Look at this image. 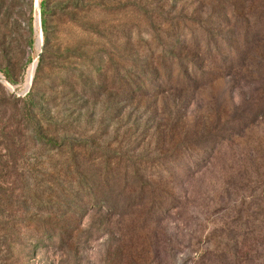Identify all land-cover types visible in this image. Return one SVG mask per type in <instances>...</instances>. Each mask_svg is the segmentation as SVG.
I'll return each mask as SVG.
<instances>
[{
    "label": "rangeland",
    "instance_id": "374dc122",
    "mask_svg": "<svg viewBox=\"0 0 264 264\" xmlns=\"http://www.w3.org/2000/svg\"><path fill=\"white\" fill-rule=\"evenodd\" d=\"M0 264H264V0H0Z\"/></svg>",
    "mask_w": 264,
    "mask_h": 264
},
{
    "label": "trees",
    "instance_id": "16d2710c",
    "mask_svg": "<svg viewBox=\"0 0 264 264\" xmlns=\"http://www.w3.org/2000/svg\"><path fill=\"white\" fill-rule=\"evenodd\" d=\"M41 17H42V22L44 21V13L45 11H43V8H44V4H42L41 6ZM186 42H190L191 40H184ZM9 81V80H8ZM28 95V94H27Z\"/></svg>",
    "mask_w": 264,
    "mask_h": 264
}]
</instances>
